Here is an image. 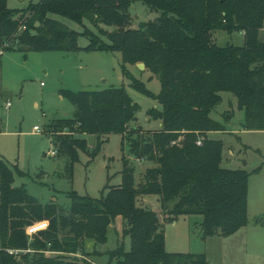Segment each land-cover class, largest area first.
<instances>
[{
  "label": "trees",
  "instance_id": "obj_1",
  "mask_svg": "<svg viewBox=\"0 0 264 264\" xmlns=\"http://www.w3.org/2000/svg\"><path fill=\"white\" fill-rule=\"evenodd\" d=\"M140 1L157 16L133 28L132 0H40L22 10L0 0L5 51H118L132 87L149 94L127 68L140 63L161 83L160 108L147 111L161 122L158 130L137 124L140 106L124 87L61 91L75 106L74 116L49 125L53 145L70 167L89 150L85 136L96 137L94 157L106 137L121 135L136 160L151 163L139 185L124 156L119 186H107L100 198L72 192L70 211L63 212L54 203H38L25 187H15L14 172L0 156V264H96L91 256L101 254L98 247L108 243L118 217L125 243L106 252L116 264H209L205 254L167 252L165 225L179 216H201L204 239L227 237L247 226L250 174L223 168V142L209 134L227 130L212 117L223 93L237 99L246 131H264V0ZM51 15L80 25L88 21L108 42L86 27L83 33L71 30ZM22 24L26 29L19 32ZM220 31L242 34V43L219 46L215 35ZM81 35L89 39L85 48L78 44ZM223 117L229 120L231 113ZM153 197L164 220L147 202L139 204ZM42 221L49 222L48 230L29 243L27 227ZM27 249L32 252L9 253Z\"/></svg>",
  "mask_w": 264,
  "mask_h": 264
},
{
  "label": "rangeland",
  "instance_id": "obj_2",
  "mask_svg": "<svg viewBox=\"0 0 264 264\" xmlns=\"http://www.w3.org/2000/svg\"><path fill=\"white\" fill-rule=\"evenodd\" d=\"M39 1L7 0V5L12 10H22ZM129 14L133 20L132 26L135 27L157 16L152 15L140 0H132ZM51 17L79 33H83L86 27L108 42L100 34L99 27L88 21L80 25L58 15ZM100 26L106 31L114 30V27ZM215 38L219 46L239 45L243 35L220 31ZM78 44L86 47L89 39L81 35ZM0 59V156L14 172L15 187H25L28 194L40 204L54 203L61 211L68 212L72 192L100 198L107 186L120 185L124 156L135 169V184L139 185L143 181L151 163L136 160L130 154L129 146L122 145L121 135L111 134L106 137L94 157L92 153L96 148V137L87 135L88 152H80L78 161L70 167L65 156H50L55 147L49 140V125L56 119L74 116L75 106L60 96L61 91L124 87L140 106L137 124L144 130L159 129L161 122L147 116L149 109L160 108L157 96L161 92V83L151 71H139L137 66L127 67L144 84L149 92L146 94L131 86L132 80L123 73L122 55L118 51H96L87 55L83 52L15 49L4 51ZM222 97L223 102L212 117L225 124L227 130L210 134L209 138L223 142V168L244 170L250 174L248 224L233 235L224 237L216 234L204 239L201 216H179L174 222L165 225L166 250L169 253L205 254L209 264H264V131H246L242 125L244 112L238 108L237 99L229 93H223ZM7 102L11 104L9 108H6ZM225 113H231L229 120L224 119ZM35 126H39L42 133H34ZM146 202L143 198L139 199L141 206ZM149 202L157 210L160 208L157 198L153 197ZM158 212L164 220L166 215L161 209ZM123 240L125 243L122 221L116 219L110 228L108 243L98 247L101 254L92 255V260L96 264H116L106 252L115 250ZM126 245L129 249L128 239Z\"/></svg>",
  "mask_w": 264,
  "mask_h": 264
},
{
  "label": "built area",
  "instance_id": "obj_3",
  "mask_svg": "<svg viewBox=\"0 0 264 264\" xmlns=\"http://www.w3.org/2000/svg\"><path fill=\"white\" fill-rule=\"evenodd\" d=\"M26 29V26L24 24H22V26L19 28V32H22ZM8 44H5L1 51H0V55L2 54V51H4V48L7 47ZM11 104L8 103L7 106L9 107ZM34 133H42V129L39 126H35L33 129ZM50 142L53 144V139H52V135L49 138ZM173 144H176V142H173ZM197 146H202L203 144V140L202 138H198V140L196 141ZM50 156L53 157H57L58 156V150L56 148H54V150H52L50 152ZM49 228V222L48 221H42V222H37L29 227H27L26 229V234L29 238V241L38 236L40 234V232L46 231ZM41 229V230H39ZM27 252H32L31 249H27V250H9L10 254H19V253H27Z\"/></svg>",
  "mask_w": 264,
  "mask_h": 264
},
{
  "label": "crops",
  "instance_id": "obj_4",
  "mask_svg": "<svg viewBox=\"0 0 264 264\" xmlns=\"http://www.w3.org/2000/svg\"><path fill=\"white\" fill-rule=\"evenodd\" d=\"M152 15H155V14L152 13ZM155 18H156V16H154V18H152V19H150V20H154ZM132 27H133V28H136L135 26H132ZM0 47H1V45H0ZM81 48H85V47H81ZM1 49H2V48H1ZM0 51H1V50H0ZM4 51H5V50H4ZM4 51H2V54L0 55V57L3 56ZM82 52H83V53H87V55H88V53H91V54H92V53H93V54L96 53V51H95V52H86V51H84V50H81V51H79V52H75V53H79V54H80V53H82ZM80 57H81V56H80ZM0 60H1V59H0ZM0 63H1V61H0ZM145 70H146V68H145ZM145 70H144V71H145ZM60 96L63 97V96L61 95V93H60ZM8 103H10V102H7V104H8ZM10 106H11V105H10ZM10 106H9V107H10ZM9 107L6 105V108H9ZM157 130H158V129H157ZM215 133H216V132H215ZM211 134H213V133H211ZM209 135H210V134H209ZM85 137H86V136H85ZM118 186H119V185H118ZM149 201H150V200H147V206L151 205V206L153 207L154 210L158 211L157 208L155 207V205L152 204V203L149 202ZM119 219H120V221H122L121 217H118V218H117V220H119ZM118 232H119V231H118ZM87 251L90 252V253H92V251H93L92 246L88 247ZM208 262H209V261H208Z\"/></svg>",
  "mask_w": 264,
  "mask_h": 264
},
{
  "label": "water",
  "instance_id": "obj_5",
  "mask_svg": "<svg viewBox=\"0 0 264 264\" xmlns=\"http://www.w3.org/2000/svg\"><path fill=\"white\" fill-rule=\"evenodd\" d=\"M137 68L140 70V71H144L145 70V64L144 63H140L137 65ZM149 209H153V207L151 205L148 206Z\"/></svg>",
  "mask_w": 264,
  "mask_h": 264
}]
</instances>
